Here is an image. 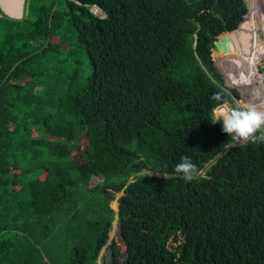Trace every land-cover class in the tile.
Here are the masks:
<instances>
[{
  "label": "trees",
  "instance_id": "16d2710c",
  "mask_svg": "<svg viewBox=\"0 0 264 264\" xmlns=\"http://www.w3.org/2000/svg\"><path fill=\"white\" fill-rule=\"evenodd\" d=\"M259 1L30 0L27 17L0 15V264H99L115 220L127 255L114 239L104 264H264V143L230 146L210 119L242 93L212 56L222 36L228 82L264 103L258 56L230 32L257 28ZM184 155L192 182L174 171Z\"/></svg>",
  "mask_w": 264,
  "mask_h": 264
},
{
  "label": "clouds",
  "instance_id": "9594fccd",
  "mask_svg": "<svg viewBox=\"0 0 264 264\" xmlns=\"http://www.w3.org/2000/svg\"><path fill=\"white\" fill-rule=\"evenodd\" d=\"M210 119L214 124L220 123L221 131L230 137L252 143H264V110L255 103L234 101L214 112ZM174 171L186 182H192L197 177L196 168L187 155L181 157Z\"/></svg>",
  "mask_w": 264,
  "mask_h": 264
},
{
  "label": "rangeland",
  "instance_id": "374dc122",
  "mask_svg": "<svg viewBox=\"0 0 264 264\" xmlns=\"http://www.w3.org/2000/svg\"><path fill=\"white\" fill-rule=\"evenodd\" d=\"M246 3H247V6L250 10V5L248 4L247 0H245ZM262 1H259L257 0L256 4L259 6V4H261ZM248 10V12H249ZM257 28H247L245 30H240V31H237L235 33V35H240L242 37H245L246 35V38H245V44L247 43V46H250L248 50H244L242 47H237V51H249V53H253L254 55H257V57H254L255 58V62H257V65L255 67H253V71H254V76H257L259 74V71L260 72H264V18L258 22L256 24ZM255 33L254 35L252 34ZM240 33H244L246 35H241ZM251 33V34H250ZM234 35V36H235ZM216 47V46H215ZM215 47L212 49V56L215 60V64L217 66V70L221 73L223 79H224V82L225 84L229 87V88H239L241 90V92H247V88H243L239 85H236V84H230L228 82V76L227 74L224 72V70L221 69V66H219V63H218V60H219V56H216L215 55ZM221 50V49H220ZM238 53V52H237ZM245 53V52H244ZM247 53V54H249ZM246 54V55H247ZM259 69V71H258ZM240 92V93H241ZM242 93L240 94V96L237 98L236 96H234L236 98V100H241L242 102L245 101L246 98H242ZM250 95H253L252 94V91L246 96V97H250ZM233 102V101H232ZM250 102V100H249ZM244 142V141H243ZM242 143V142H241ZM94 181H99L100 180V177H93ZM133 180L132 178L129 180L131 181ZM121 192L120 193H117L116 194V197L115 199L111 202V206L114 208V211H115V214H116V217H117V212H118V208H119V198L121 196ZM115 222V223H114ZM113 222V229L111 230L110 232V238H109V241L108 243L102 248L101 252H100V255H99V264H104L103 262H107L109 259H110V250H109V244L112 242V240H116L117 241V244L118 246L120 247L122 253L125 254V256L127 255L126 254V246L124 245V243L121 241V239L117 236V220H115ZM116 225V226H115ZM122 260V258H121Z\"/></svg>",
  "mask_w": 264,
  "mask_h": 264
},
{
  "label": "water",
  "instance_id": "95a60500",
  "mask_svg": "<svg viewBox=\"0 0 264 264\" xmlns=\"http://www.w3.org/2000/svg\"><path fill=\"white\" fill-rule=\"evenodd\" d=\"M29 5H30V0H0V10H1L0 15L8 16V17L15 18V19L25 18L28 16V13H29ZM246 15H245V17H246ZM243 21H244V19L241 21L239 28H237L233 31H230V32H236L239 29L241 30L240 27H241ZM230 32H228V33H230ZM225 40H226V38L224 36H222L219 40L215 41V46H219V47L223 46L224 50L231 49V45H229L228 41H225ZM195 45L196 44H194V46ZM232 48H234V47H232ZM248 52L249 51H247V53ZM238 143L239 142L234 141L230 146L238 144ZM116 225H117V223H116Z\"/></svg>",
  "mask_w": 264,
  "mask_h": 264
},
{
  "label": "built area",
  "instance_id": "2783aa9c",
  "mask_svg": "<svg viewBox=\"0 0 264 264\" xmlns=\"http://www.w3.org/2000/svg\"><path fill=\"white\" fill-rule=\"evenodd\" d=\"M91 10H92V12H93L94 14H96V15H99V16H105V12H103V11L99 8V6H97V5H92ZM251 99H253V100H251ZM249 100H250V102H252V103H256V101H257V96L254 95V96H252ZM249 100H248V102H249ZM234 101H237L236 98L234 99ZM234 101H233V102H234ZM239 101H241V100H239ZM233 102L225 101V102H223V103H220V104L216 105L215 108H214V110H213V113H214V112H218V111H220L221 109L227 107L228 105L232 104ZM261 102H262V101H261ZM263 106H264V103H262V105H260L259 107L263 110ZM234 139H235V138H234ZM234 141L241 143V142H243V141H245V140H238V139H235Z\"/></svg>",
  "mask_w": 264,
  "mask_h": 264
},
{
  "label": "bare ground",
  "instance_id": "6f19581e",
  "mask_svg": "<svg viewBox=\"0 0 264 264\" xmlns=\"http://www.w3.org/2000/svg\"><path fill=\"white\" fill-rule=\"evenodd\" d=\"M252 34L254 35L255 33L252 32ZM238 54H239V55H242V54H240V53H238ZM263 56H264V55H263Z\"/></svg>",
  "mask_w": 264,
  "mask_h": 264
},
{
  "label": "flooded vegetation",
  "instance_id": "af4514ba",
  "mask_svg": "<svg viewBox=\"0 0 264 264\" xmlns=\"http://www.w3.org/2000/svg\"><path fill=\"white\" fill-rule=\"evenodd\" d=\"M246 98V97H245Z\"/></svg>",
  "mask_w": 264,
  "mask_h": 264
}]
</instances>
